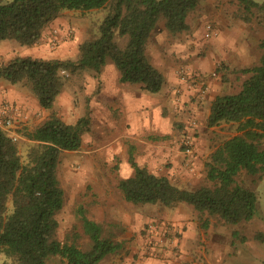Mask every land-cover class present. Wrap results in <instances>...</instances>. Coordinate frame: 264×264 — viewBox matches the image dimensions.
I'll list each match as a JSON object with an SVG mask.
<instances>
[{
    "label": "trees",
    "instance_id": "16d2710c",
    "mask_svg": "<svg viewBox=\"0 0 264 264\" xmlns=\"http://www.w3.org/2000/svg\"><path fill=\"white\" fill-rule=\"evenodd\" d=\"M237 1L244 11L253 7L264 10V3ZM198 2L0 0V41L12 40L23 46L37 43L46 25L64 10H107L98 33L79 43L75 59L16 55L0 62V78L27 87L45 109L52 108L62 90V73L85 68L99 73L107 61L116 67L120 82L158 92L165 78L149 61L146 45L160 19L169 35L187 31V13ZM257 45L258 62L237 68L246 74L240 88L215 96L210 104L207 125L229 122L236 131L221 140L204 161L211 185L183 188L131 161L132 174L117 182L126 201L168 208L186 203L199 214L217 215L226 223L252 218L256 194L240 184L237 176L245 172L261 178L264 172V36ZM90 128L88 115L66 123L50 112L33 128L22 130L31 143L22 156L17 142L0 127V250L12 264H98L121 248V242L106 233L100 222L89 218L81 205L76 212L87 241L80 242L81 236L76 233L65 239L57 237V214L64 205V190L57 174L60 153L77 150L82 134Z\"/></svg>",
    "mask_w": 264,
    "mask_h": 264
},
{
    "label": "rangeland",
    "instance_id": "374dc122",
    "mask_svg": "<svg viewBox=\"0 0 264 264\" xmlns=\"http://www.w3.org/2000/svg\"><path fill=\"white\" fill-rule=\"evenodd\" d=\"M254 1L260 4L264 3V0ZM106 11V8H101L95 11H87L83 14L78 11L66 13L65 17L68 21V27L66 28L67 31L63 32L65 28H62L60 24L54 25L55 27L53 28L58 30V42L54 46H51L48 43L47 37L51 35L53 29L51 28L48 34L41 40V42L46 44L45 47L49 53H42L40 57L75 59L78 53L79 42L84 38L92 37L98 33V24L106 14ZM186 21L189 24V29L172 36L165 30L163 27V20L160 19L146 45V55L147 57L153 56L154 58H157L162 54L172 56L180 77L182 76V72H180V68L182 67V70L186 72L183 74V79L190 82V87H198L200 96L206 94L208 91V85L204 83L202 84L200 80L197 81L196 78L201 73L199 74L198 70L189 66L188 63L191 59H196L199 56L203 57L206 50H208L209 42H219L220 44V42L226 41L227 34L238 35L241 31L240 37H247L248 41L253 46L251 51L252 60L249 66L258 62L260 49L257 43L259 39L264 36V10H258L253 7L250 11H244L242 5L237 0H199L196 8L187 13ZM206 23H211L215 27L219 26V24L224 25L223 28L226 29L225 32L227 34L211 39L203 37V27ZM156 35L157 38L162 40L163 44L158 53L153 47V38H156ZM230 37L231 39L233 38L232 35H230ZM188 39L191 41L189 42ZM8 41L9 46H12L10 47L11 52H14L15 49H17L15 54L10 57L16 55L34 56V54H27L24 48L39 45L38 43H35L32 46H23L12 40ZM122 43L123 41H120V44ZM189 45H191V47H188ZM189 50L191 52L190 54H193V58H190V55H187L186 57L185 54L188 53ZM180 54H182L183 57H181ZM9 58H2L0 59V62L6 61ZM220 64L221 62L216 64L217 69H214L211 72V76L218 77L219 80L226 83L223 85V91L229 93L236 92L240 88L241 81L246 74L239 72L236 67H234L235 70H226L224 74L222 72L219 74L218 68ZM94 75V71L90 68H85L74 73H62V90L72 91L73 97L78 100V117L81 115H88L90 112V99L92 97L91 80L94 78ZM1 82L7 84V86L14 85V88L18 90H25L28 93V96L31 99H34V95L27 87L19 83L11 84L2 78H0V87ZM201 86L206 87L205 92L201 91ZM181 93L182 92L178 91L176 97H179ZM0 94H2L1 98L6 99L5 101L7 102L16 101L13 100V97L10 94L7 95L2 88H0ZM62 99V95H57L54 100L55 104H60ZM14 103L20 105L19 101ZM36 115L37 117H40L42 116V113L36 112ZM47 116L48 115H46L40 122H42ZM189 118L190 116L188 119ZM23 124L20 129H16L18 136L15 140L22 156H24L27 147L31 144L30 141L22 135V130L24 128L31 129L38 123L32 121L25 125ZM183 127L184 125L179 132V136ZM234 132L235 129L233 124L222 122L219 125H216L213 131L207 133L210 137V142H208L209 152H211L214 149V146L221 140L231 136ZM84 135L86 141L83 147L86 150H89L91 145L90 130L85 132ZM83 147H80L78 151H62L60 153L57 174L64 190V205L61 211L57 214V220L59 223L57 237L65 239L76 233L81 236L80 242L87 241L82 232L81 222L76 212L78 206L81 205L84 208L86 215L89 218L100 222L104 231L110 234L115 241L121 240L123 243L135 238V233L137 231H133V229H139V235L144 239L145 229L147 228L148 223H155L156 218L158 221H162L159 218V214L165 210L166 207L159 204L149 203L133 204L124 200L116 184L117 174L115 172V163L112 161L109 167L106 165V162L103 161L102 166H100L99 171H97L96 167L94 168L96 160L94 157L90 156V152H84ZM206 157L207 156H205V158ZM184 166L187 173L194 178L195 182L180 184V186L187 189H195L201 185H211L206 178L205 171L202 167L199 166L198 168L186 164H184ZM237 181L243 186L253 190L256 194L255 212L249 220H241L236 223H226L217 215H212L206 212L199 214L191 205L186 203H179L170 208V210L173 211L177 207V211L188 216L187 221L193 222L191 232L196 233L193 238V243L186 241L182 246H178L177 243L174 244L173 242L180 234L181 229L183 230V227L178 222L171 219L164 221L167 222V225H178V232H170L166 234L161 233V236L169 241V249L172 250L175 257L180 254L189 256L190 260L185 259L186 262L184 264L187 262H197V264L203 263L202 253L195 252L194 254V252H190V249L193 245H196L202 250V247L206 245L207 239L215 240L216 243L221 244V256L224 261V263L221 264H264V172L261 175V178H258L257 175L253 176L241 172L237 176ZM134 213H142L143 217L141 220H138V218L135 220L134 218L136 217ZM125 220L127 223L124 222ZM186 228L187 227L185 226L184 229ZM129 231L132 234L129 236L130 238H124ZM145 245L146 244L144 243L142 247V254L144 256L148 253V248ZM145 250L147 253H144ZM120 251L121 250L115 252V254H120L117 257V261L119 264H122L127 253L122 254ZM207 253L214 257L219 254L215 250L210 249L207 250ZM136 259L142 261L144 258L139 257ZM0 264H12L11 260L7 258L1 250ZM211 264L214 263L211 262Z\"/></svg>",
    "mask_w": 264,
    "mask_h": 264
},
{
    "label": "crops",
    "instance_id": "0c3cea01",
    "mask_svg": "<svg viewBox=\"0 0 264 264\" xmlns=\"http://www.w3.org/2000/svg\"><path fill=\"white\" fill-rule=\"evenodd\" d=\"M95 10L97 9L89 11ZM72 11L64 10L59 17L52 20L43 29L41 37L37 41L39 45H31L32 47L24 48L26 53L39 57L42 53H49L45 47L46 44L41 42V40L51 28L55 27L54 25L60 24L62 28H65L63 32L67 31L68 21L65 15ZM78 12L83 14L87 11ZM205 25L203 27V37H205ZM212 26L218 33L205 38L211 39L227 34L225 32L226 29L223 28L224 25L219 24V26L215 27L212 24ZM239 33L241 34V31ZM240 34H230L233 37L232 39L227 34L226 41L220 42V44L219 42H209L208 50H206L203 57L199 56L196 59H191L188 63L189 66L197 69L199 74L201 73L197 76V81L200 80L202 84L208 85V91L203 96L199 95L198 87H190V82L180 77L175 67L174 58L168 54H162L157 58L148 56L149 61L163 73L165 78L162 88L155 93H148L142 90L139 84L120 82L116 67L112 62L107 61L101 71L95 73L94 78L91 80L92 97L90 99V112L88 113L91 121V145L89 150L83 147L86 141L85 133L82 134L80 145V147H83L84 152H90V156L96 160L94 168L96 167V170L99 171L103 161L108 166L113 161L118 182L120 178H125L132 174L131 161H133L154 174L167 177L178 186L189 182L194 183V178L187 173L184 164H187L188 161L189 165L198 168L200 166L204 169V161L210 154L208 150L210 137L207 133L213 131L216 127V125L208 126L206 123L210 104L215 96L229 93L223 91V85L226 83L219 80L218 77L211 76V72L217 69L216 64L218 62H221V66L218 68L219 74L221 72L224 74L226 70H235L234 67L249 66L252 60L251 51L253 46L247 37L243 36L241 38ZM153 39L154 50L158 53L163 45L162 40L157 38V35ZM188 41L190 42L191 40L188 39ZM8 43V40L0 41V59H7L15 54L17 49L11 52L10 47L12 46H9ZM188 47H191V45ZM190 53L189 50L185 54L186 57L190 55V58H193V54ZM180 55L183 57L182 54ZM14 87V85L7 86V84L1 82L0 88L7 95L10 94L13 100L19 101V106L24 111L23 125L32 121L39 124L50 112H54L66 123H73L78 118V100L73 97L72 91L61 90L58 94V96L62 95L63 98L60 104L57 105L54 102L52 108L45 109L38 105L35 97L31 99L25 90H18ZM178 91L182 92L178 97L179 100L175 98ZM1 97L2 94H0V103L6 100ZM36 112L42 113V116L37 117ZM189 116L190 118L188 119ZM191 119L196 122L192 127L194 147L192 154L187 156L180 146L179 132L182 126ZM205 156L207 157L205 158ZM170 208L166 207L159 214V218L162 221H158L156 218L152 228L147 225L144 239L139 235V229H133V231H137L135 238L123 243L119 240L122 245L119 249L121 250L120 252L122 254L127 253L122 264H184L186 262L185 259L190 260L189 256H184L183 254L175 257L172 250L169 249V241L161 236V232L167 226V222H164L167 219L174 220L183 227L178 237L175 238L174 244L177 243L178 246H182L186 241L193 243V238L196 235V233L191 232L193 222L187 221L188 216L177 211V207L173 211ZM134 215L136 217L134 218L135 220L137 218L141 220L143 217L142 213H134ZM124 222L127 223L126 220ZM185 226L187 227L186 229H184ZM130 235L132 234L129 231L124 238H130ZM144 243L148 248V253L145 256L142 254ZM221 247V244L216 243L215 240L207 239L206 245L202 247V250L198 246L193 245L190 252H194V254L195 252L202 253V264H211V262L221 264L224 263L221 256ZM209 249L218 252V256L208 255L207 250ZM119 255L118 253H110L98 264H119L117 261ZM139 257L144 259L142 261L136 259ZM186 264H197V262H187Z\"/></svg>",
    "mask_w": 264,
    "mask_h": 264
},
{
    "label": "built area",
    "instance_id": "2783aa9c",
    "mask_svg": "<svg viewBox=\"0 0 264 264\" xmlns=\"http://www.w3.org/2000/svg\"><path fill=\"white\" fill-rule=\"evenodd\" d=\"M57 34H58V30L56 28H53L51 35L47 39L48 43L51 46L57 44L58 42ZM216 34H217V30L212 26V24L206 23L204 36L210 37ZM180 72H182L181 78L183 79L184 78L183 74L186 72L182 70V67L180 68ZM200 88L202 92H205L206 90L205 86H201ZM176 99L179 100L178 97H176ZM23 119H24V113L22 111L21 106H19L18 104L7 101H4L0 104V127L7 132V134L11 137L12 140L17 139L18 136L17 130L22 127ZM195 123H196L195 120L191 119L187 124H185L179 137L180 146L182 147L184 154H186L187 156H190L192 154L194 147V133L192 127L193 125H195ZM186 165L190 166L188 161ZM148 227L152 228L153 223L152 222L148 223ZM178 231H179L178 225L171 224V225H167L163 229V232L161 233L162 234H166L170 232L176 233ZM144 253H147V251L145 250Z\"/></svg>",
    "mask_w": 264,
    "mask_h": 264
}]
</instances>
